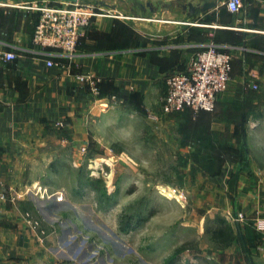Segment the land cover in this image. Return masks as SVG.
Listing matches in <instances>:
<instances>
[{
    "label": "crops",
    "instance_id": "1",
    "mask_svg": "<svg viewBox=\"0 0 264 264\" xmlns=\"http://www.w3.org/2000/svg\"><path fill=\"white\" fill-rule=\"evenodd\" d=\"M75 2L98 15L83 30L72 55L53 57L43 55L32 42L38 13L13 8L6 5L8 1L0 4V50L16 55L0 63V193H5L0 199V264H108L71 258L72 253H86L83 238L74 236L72 230L81 232L78 224L74 226L79 219L54 217L56 207L75 208L77 204L67 198L65 185L58 181L74 173L69 168L72 162L79 168L76 161L81 156L69 147L71 143L99 140L94 131L110 125L116 130L115 138L123 130L128 138L135 115H156L155 128L141 120L143 151H150L146 137H151L159 158L175 160L174 168L187 166L177 174H190L192 168L191 173L197 175V159L204 166L214 163L215 152L221 151L217 135L228 140L235 126L233 120L218 116L230 111L243 92H252L255 84L264 94V0H242L235 13L227 10V0ZM209 42L232 57L229 87L217 97L214 111L195 117L190 108L162 114L158 101L165 91V77L184 71ZM47 59L56 64L46 66ZM80 76L93 81L96 95L91 85L79 81ZM112 96L123 106L117 103L107 108ZM87 115L92 121H87ZM59 122L62 129L56 126ZM256 123L251 127L263 126L264 119ZM90 127L95 129L93 134ZM244 153L242 163L223 159L220 172L205 182L207 202L231 225L240 242L239 246L234 242L225 249L212 248L222 256L229 251L237 264H264V234L257 230L258 223L264 224V163L247 150ZM34 184L63 191L66 198L46 202L20 195ZM236 212L244 214L242 224L228 220V214ZM33 215L42 229L28 223L33 222Z\"/></svg>",
    "mask_w": 264,
    "mask_h": 264
},
{
    "label": "rangeland",
    "instance_id": "2",
    "mask_svg": "<svg viewBox=\"0 0 264 264\" xmlns=\"http://www.w3.org/2000/svg\"><path fill=\"white\" fill-rule=\"evenodd\" d=\"M255 86H252V92H243L239 98L234 99L230 111L218 116L219 119H231L235 123L246 119L249 125L231 127L228 140L222 139L225 135L220 138V134L217 135L216 146L221 148L226 141L234 149L242 150L240 147L244 146L258 161L264 163V151H260V148L264 149V125L251 127L254 122L257 124V120L259 123V120L264 119V94H260L258 86ZM117 103L123 106L122 102L116 101L107 103L106 107ZM126 107H123L124 113ZM160 111L170 115L184 109L165 113L160 107ZM193 116L196 114L193 113ZM133 119L135 124L128 138L124 137V130L115 138L116 130L112 125L106 128L100 126L96 130L90 127V133L93 134L95 130L99 140L91 139L85 144L75 142L69 146L80 153L81 159L76 161L79 168H75L71 160L69 168L74 173L63 175L58 181L65 185L67 198L77 204L75 208L68 204L62 205L53 212L57 219L61 216H75L79 219L78 223L75 221V225L73 223L71 226L79 225L80 233L74 228L72 230L74 236L83 238L86 253L82 251L75 256L72 253L71 258L76 257L75 261L79 262L102 261L108 264H237L229 251L223 256L214 252L206 231L212 227L217 214L211 206L213 204L205 198V182L220 172V162L222 158H227L224 157L226 152H215L214 163H208L207 166L202 165L198 158L197 175L191 173L192 168L188 169L190 174H177L179 169L185 170L187 166L174 168L175 160L159 158L157 149H152L153 145V148L157 147V143L152 142L151 137H146L150 140V151L145 148L147 152H144L142 149L141 120L149 121L155 128L157 116L146 114L143 118L138 114ZM87 121H92L89 115ZM145 144L148 145L147 140ZM202 145V142L198 144L199 154ZM246 150H242L243 155H246ZM94 160L100 162L101 167L98 173L92 174L89 165ZM31 186L26 187L20 195L46 200L35 195V191H29ZM60 192L63 194V191ZM65 198L62 195V199L56 201L55 197H51L46 202H62ZM237 213L241 212L228 214V220L237 222ZM30 219L37 223L36 227L42 229L34 215ZM235 242L236 246L240 245L239 240ZM183 243H196V249L185 250L174 258L175 249Z\"/></svg>",
    "mask_w": 264,
    "mask_h": 264
},
{
    "label": "built area",
    "instance_id": "3",
    "mask_svg": "<svg viewBox=\"0 0 264 264\" xmlns=\"http://www.w3.org/2000/svg\"><path fill=\"white\" fill-rule=\"evenodd\" d=\"M6 5L38 13L32 42L43 55L49 57L72 55L83 30L89 25L91 18L98 15L91 7L70 1L56 3L50 0L8 1ZM241 5L242 0H227L226 3L227 10L232 13L237 12ZM15 57L13 52L0 50V63H7ZM231 62V55L221 50L218 45L213 42L206 44L196 52L184 71L170 73L165 77V91L159 99L162 111L171 113L190 108L194 114L200 111L213 112L217 97L229 87ZM55 64L52 59L46 60L48 67ZM78 79L91 85L92 91L97 94L89 77L80 76ZM253 88L256 86L253 85ZM108 101V103H116L117 99L112 96ZM56 126L63 127V124L59 122ZM100 167V162L94 160L89 165L90 173H98ZM29 191H35V195L46 200L55 197L56 201H59L63 195L61 192H49L39 184L32 185ZM4 198L5 193L2 191L0 199ZM235 220L243 222L245 216L237 213ZM28 223L36 228V222L28 221ZM257 230L264 234V224L258 223Z\"/></svg>",
    "mask_w": 264,
    "mask_h": 264
},
{
    "label": "trees",
    "instance_id": "4",
    "mask_svg": "<svg viewBox=\"0 0 264 264\" xmlns=\"http://www.w3.org/2000/svg\"><path fill=\"white\" fill-rule=\"evenodd\" d=\"M205 112V111H200ZM199 113V112H198ZM197 113V114H198ZM196 114V115H197ZM246 123V119H241L235 123V126L242 127ZM221 151L225 153V158L234 162H243L244 155L242 154V150L234 149L231 146H222ZM224 158H222L223 160ZM221 160V159H220ZM213 225L210 228H207L206 231L209 234L211 243L214 247L219 249H225L231 246L236 240H238V235H235L231 225L221 216L217 215L214 217L212 221ZM247 231V229H246ZM246 235H248L249 231H247ZM244 233V232H243ZM196 249V243H183L179 247H177L174 251V258L177 254L185 251V250H194Z\"/></svg>",
    "mask_w": 264,
    "mask_h": 264
},
{
    "label": "water",
    "instance_id": "5",
    "mask_svg": "<svg viewBox=\"0 0 264 264\" xmlns=\"http://www.w3.org/2000/svg\"><path fill=\"white\" fill-rule=\"evenodd\" d=\"M6 1H10V0H0V4H4ZM26 1H31V0H26ZM62 1H66V0H62ZM72 2H75L76 0H69Z\"/></svg>",
    "mask_w": 264,
    "mask_h": 264
}]
</instances>
